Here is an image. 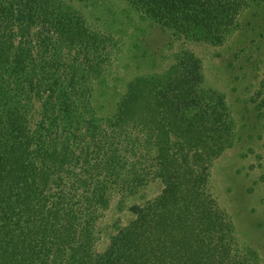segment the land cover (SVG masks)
Wrapping results in <instances>:
<instances>
[{
    "label": "trees",
    "instance_id": "obj_1",
    "mask_svg": "<svg viewBox=\"0 0 264 264\" xmlns=\"http://www.w3.org/2000/svg\"><path fill=\"white\" fill-rule=\"evenodd\" d=\"M125 1L181 34L221 38L257 0ZM58 39L98 58L106 50L56 0H0V70L20 86L0 109V264H261L212 193L213 164L237 132L225 102L205 90L200 60L182 52L98 118L77 73L62 79L54 59L38 62L37 45L49 53ZM155 180L161 195L133 205L132 221L99 250L112 202Z\"/></svg>",
    "mask_w": 264,
    "mask_h": 264
},
{
    "label": "rangeland",
    "instance_id": "obj_2",
    "mask_svg": "<svg viewBox=\"0 0 264 264\" xmlns=\"http://www.w3.org/2000/svg\"><path fill=\"white\" fill-rule=\"evenodd\" d=\"M56 1L80 13L106 50L98 58L58 39L49 53L38 44L37 60L42 66L54 59L57 67L50 71L62 79L77 73L98 118L116 112L132 81L167 72L182 52L200 60L205 90L225 102L237 132L234 146L213 164L212 193L230 217L241 249L253 251L264 264V0H257L221 38L203 29L181 34L141 15L125 0ZM0 80L1 109L20 86L2 70ZM163 189L155 180L129 197L116 198L102 221L99 250L106 249L118 226L132 221L133 205L157 199Z\"/></svg>",
    "mask_w": 264,
    "mask_h": 264
}]
</instances>
